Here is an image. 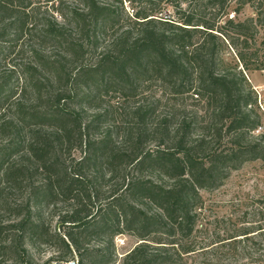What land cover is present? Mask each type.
<instances>
[{
  "label": "trees",
  "instance_id": "16d2710c",
  "mask_svg": "<svg viewBox=\"0 0 264 264\" xmlns=\"http://www.w3.org/2000/svg\"><path fill=\"white\" fill-rule=\"evenodd\" d=\"M74 1L0 0V213L17 216L0 222V249L26 263L28 243L54 242L57 264H116L114 239L129 236L120 264H189L201 193L264 162L245 75L264 71V0H126L131 17ZM231 4L254 16L229 19ZM57 204L61 235L40 214Z\"/></svg>",
  "mask_w": 264,
  "mask_h": 264
},
{
  "label": "rangeland",
  "instance_id": "374dc122",
  "mask_svg": "<svg viewBox=\"0 0 264 264\" xmlns=\"http://www.w3.org/2000/svg\"><path fill=\"white\" fill-rule=\"evenodd\" d=\"M68 7L75 5L74 0H65ZM103 3L117 8L123 17H131L138 6L130 4L126 0H101ZM187 8V5H183ZM44 7L41 11H44ZM236 6L231 4L227 11V17L240 21L247 17L254 16L253 10L246 6L236 12ZM207 13V18L218 23H223L222 15H211ZM221 16V17H220ZM160 18L174 17L170 6L166 7ZM60 22V19H57ZM222 56L224 67L232 69L235 66L234 54L231 48L223 47ZM16 55V54H15ZM13 55L11 60L16 61L17 56ZM246 78L256 91L261 116V133L264 135V71L246 72ZM154 89V88H153ZM118 103L117 99L111 100L110 105ZM189 105L191 101L185 100ZM78 156V155H76ZM160 181V180H159ZM166 183V182H165ZM202 209L199 213V223L194 233L193 240L195 249L189 259V264H264V162L254 161L245 163L239 170L230 174L224 184L216 191L202 192ZM65 207L57 204L53 208L41 211V216L45 220L51 233L63 234V229L57 230L60 223L59 218L65 212ZM16 214L0 213V222L10 223L16 219ZM262 230H258L257 229ZM244 230H251L247 236L237 237L239 242L234 245L235 240H230V236L242 235ZM14 235V231L8 234ZM247 238V239H245ZM9 239V238H8ZM245 240H249L245 241ZM136 239L129 236H117L114 239L115 254L118 258L116 264L128 252L136 246ZM89 248L95 249L98 241L91 239ZM230 245V246H229ZM28 258L26 263H20L14 254L2 252L0 249V264H57L58 257L62 254L61 247L57 243L49 244H29L26 246ZM77 258H65L62 264H75Z\"/></svg>",
  "mask_w": 264,
  "mask_h": 264
}]
</instances>
